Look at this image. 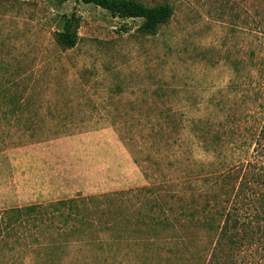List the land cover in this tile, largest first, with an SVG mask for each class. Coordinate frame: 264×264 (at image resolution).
Here are the masks:
<instances>
[{"label":"rangeland","instance_id":"obj_1","mask_svg":"<svg viewBox=\"0 0 264 264\" xmlns=\"http://www.w3.org/2000/svg\"><path fill=\"white\" fill-rule=\"evenodd\" d=\"M140 1L173 7L155 35L81 1L0 0V264H264V0ZM148 185L165 211L132 192L8 223Z\"/></svg>","mask_w":264,"mask_h":264},{"label":"trees","instance_id":"obj_2","mask_svg":"<svg viewBox=\"0 0 264 264\" xmlns=\"http://www.w3.org/2000/svg\"><path fill=\"white\" fill-rule=\"evenodd\" d=\"M68 0H58L60 3H64ZM81 1L86 4H94L106 10L113 17H118L121 19H130V18H140L142 23L139 27V30L146 35H155L158 33L160 27L168 22L173 15V7L169 3H160L157 5H148L140 0H76ZM80 25V16L76 11H72L70 15H65L62 19L61 30L56 32V41L57 43L65 48H73L78 43L79 35L78 29ZM12 113H16L18 110H22L24 103L22 98L17 96V93L11 94L10 97ZM156 175V173L154 174ZM148 185L134 190H123L120 192L110 193V194H101V195H91V196H82L78 195L74 198L62 199L57 202L51 203L49 205L43 204H33L25 207L12 208L7 210L10 220L8 223L10 225L14 222H18L22 217L30 216L35 214L44 219L46 216L52 217H61V219L66 222L69 218H86V214L83 212L82 207L89 205L90 202L100 201L101 199H111L118 198L123 196H129L132 192H135L137 196H142V194L153 195L157 205L161 211H165L163 204L159 202L160 198L167 196L168 190L163 186ZM164 191V193H161ZM102 201V200H101ZM155 205L150 206V209H153ZM144 216V213H141ZM47 217V218H48ZM0 214V235L2 232L1 229V219ZM13 220V221H12ZM263 220H264V206H263ZM225 223H230V215H226ZM226 225L222 227L220 235L218 237V243L222 241L226 232Z\"/></svg>","mask_w":264,"mask_h":264}]
</instances>
